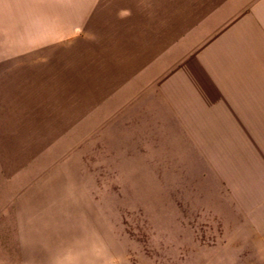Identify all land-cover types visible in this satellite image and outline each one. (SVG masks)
Here are the masks:
<instances>
[{
  "label": "rangeland",
  "instance_id": "1",
  "mask_svg": "<svg viewBox=\"0 0 264 264\" xmlns=\"http://www.w3.org/2000/svg\"><path fill=\"white\" fill-rule=\"evenodd\" d=\"M0 264H264V0H0Z\"/></svg>",
  "mask_w": 264,
  "mask_h": 264
}]
</instances>
